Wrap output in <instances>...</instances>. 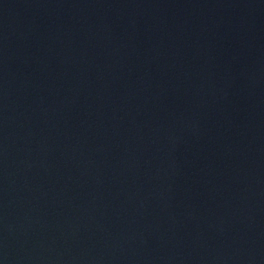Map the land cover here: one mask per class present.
I'll return each instance as SVG.
<instances>
[{
	"label": "water",
	"instance_id": "95a60500",
	"mask_svg": "<svg viewBox=\"0 0 264 264\" xmlns=\"http://www.w3.org/2000/svg\"><path fill=\"white\" fill-rule=\"evenodd\" d=\"M0 264H264V0H0Z\"/></svg>",
	"mask_w": 264,
	"mask_h": 264
}]
</instances>
